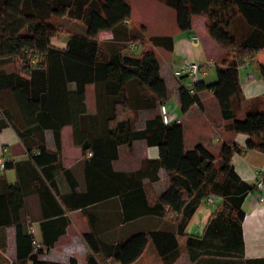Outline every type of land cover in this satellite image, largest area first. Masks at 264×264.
Here are the masks:
<instances>
[{
    "label": "trees",
    "instance_id": "trees-1",
    "mask_svg": "<svg viewBox=\"0 0 264 264\" xmlns=\"http://www.w3.org/2000/svg\"><path fill=\"white\" fill-rule=\"evenodd\" d=\"M163 1L175 10L180 31L190 28L192 16L205 15L210 36L226 50L224 62L216 66L215 82L204 85L199 80L192 85L193 93L184 84L179 87L181 110L197 102L195 90H211L222 117L231 120L230 129L248 136L244 147L264 153V111L252 121L239 119L235 118L230 104L231 96L240 98L238 66L252 60L264 47V0ZM130 15L127 0H0V65L8 59L13 61L14 67L11 72L0 70V93L11 92L23 121L16 126L0 103V131L11 127L27 155L22 160L3 159V169L15 172L14 183H8L0 174V229L10 225L15 228V259L11 264H64L45 260L42 253L43 248L51 247L64 231L65 218H60L62 225L53 236L45 232L51 224H41L40 248L35 250L34 236L21 221V207L24 197L37 191L39 183L49 179L53 169L62 166L60 129L66 123L72 124L73 141L84 156L88 150L91 152L85 160L88 191L80 203L99 199L97 191L101 185L89 181V168L96 170L94 178L98 176V179L102 172L111 173L107 193L119 194L126 204L131 198L124 220L167 213L181 232L203 199L218 198L217 210L208 225L215 227L225 216L227 228L232 231L231 243H242L244 212L241 203L256 186L240 179L231 164L232 155L242 152V148L235 142H224L216 159L202 144L184 149L182 126L177 121L164 123L160 114H156L145 122L144 128L134 125L132 112L135 111L129 103L131 98L126 95V84L137 83L150 91L149 95L139 94L145 97L148 106L165 99L168 91L155 70L152 54L146 50V41L127 26ZM52 17L77 21L84 29L68 31L52 22ZM101 30H110L112 38L107 42L99 40ZM64 35H67L64 47L52 43V38L61 39ZM148 42L166 50L173 46V38L168 35L152 36ZM127 44H132L131 50L138 47L139 55L125 53ZM258 68L264 76V63H259ZM88 84L94 86L96 109L93 113L88 112L86 106ZM46 129L52 130L54 150L46 147ZM136 139L158 147V158L148 162L154 165L155 171L164 167L169 176V187L154 203H148L141 190L144 200L139 207L136 202L140 198L139 189H133L135 184L130 181L145 172L140 169L131 174L117 173L111 167L117 146ZM156 177L155 173L150 179ZM67 179L71 186L75 184L69 173ZM116 182L122 184L115 185ZM125 188L132 191L129 193ZM226 240L229 242V238ZM84 241L92 257L100 253L117 264H130L144 249L147 235L138 232L106 244L92 234H85ZM174 256L163 255L164 263L170 264ZM2 262L0 254V264ZM68 264H77V261L70 258Z\"/></svg>",
    "mask_w": 264,
    "mask_h": 264
},
{
    "label": "crops",
    "instance_id": "crops-1",
    "mask_svg": "<svg viewBox=\"0 0 264 264\" xmlns=\"http://www.w3.org/2000/svg\"><path fill=\"white\" fill-rule=\"evenodd\" d=\"M77 22V21H70ZM128 25H133L130 18ZM79 31L84 27L77 22ZM140 27L144 24L139 23ZM208 21L205 15H194L191 26L186 30H178L172 34L173 46L163 51L162 60L157 63V73L163 78L168 94L162 101L157 100L153 106H148L145 97L139 94L151 92L137 83L126 84V95L131 98L129 103L136 112L135 126L144 128L145 122L160 114L159 106L163 104L168 115L167 123L177 121L182 126L184 149L193 148L196 144L205 146L217 159L221 145L224 142H235L242 152L234 153L231 164L238 177L250 185L264 176V153L245 148L247 135L230 129L231 120H225L221 115L220 106L211 90H195L197 102L191 104L185 111L181 110L179 87L188 86V77H176L173 71L182 60L188 59L201 66L200 80L204 85L217 80L216 66L224 62L226 50L214 40L208 32ZM135 27V26H134ZM107 34L101 38L100 32ZM99 40L103 42L112 38L110 30H101ZM109 34V36H108ZM67 35L61 39L52 38V43L64 47ZM101 38V39H100ZM160 48V47H158ZM228 60V57L226 58ZM264 63V47L255 54L252 60L238 66V83L241 89L240 98L230 97V104L235 118H248L252 121L255 116L264 111V76L258 68ZM0 66V70H1ZM3 70V69H2ZM8 70L7 72H11ZM132 93H135L132 96ZM132 96V97H131ZM0 103L11 115L16 126L22 125V119L9 90L0 93ZM87 111L93 113L96 109L94 86H86ZM133 113V112H132ZM46 147L56 149L52 130H44ZM87 155V154H86ZM159 155L156 145H148L144 139L133 140L130 144L122 143L117 146V156L111 162L114 172L131 174L143 170L145 174L134 177L133 189H139L140 198L136 201L138 207L143 203L141 190L148 203H154L157 197L169 187V176L164 167L154 170V165L148 160L157 159ZM27 157L25 149L11 127L0 131V160L10 158L14 161ZM81 149L73 141L71 123L64 124L60 129V161L61 167L53 169L49 179L39 183L37 191L26 195L22 202L21 221L37 241H41V224L49 222L51 226L45 232L48 236L61 227L60 218H65L64 231L58 234L51 247H44L42 258L48 261L68 264L70 258H75L77 264H117L104 255L94 254L84 241L85 234H92L103 243H115L138 232L147 235V242L141 254L130 264H165L163 255H175L170 264H264V191L255 186L242 200L241 209L244 212L241 222V245L232 244V231L227 228L225 216L217 221V225L209 226L208 222L217 210L219 200L208 202L203 199L189 218L185 228L180 232L177 222L169 215H141L130 220H124L127 204L119 194L110 191L111 173L102 172L101 178H94L92 168H89V181L100 188L97 191L99 199L92 202L83 201L88 191L85 173V160ZM145 164V165H144ZM66 170L75 181L70 185ZM156 173L157 177L150 179ZM8 183L16 181L13 169H0ZM93 178V179H92ZM95 179V180H94ZM92 184V183H91ZM122 183L116 182L115 185ZM106 185V186H105ZM106 187V189H105ZM129 193L132 188H125ZM131 202H129V205ZM135 206V207H137ZM136 209V208H135ZM229 238V242L226 240ZM0 254L2 264H11L15 259V228L13 225L0 229ZM7 257V259L5 257ZM91 257V263L88 258Z\"/></svg>",
    "mask_w": 264,
    "mask_h": 264
},
{
    "label": "rangeland",
    "instance_id": "rangeland-1",
    "mask_svg": "<svg viewBox=\"0 0 264 264\" xmlns=\"http://www.w3.org/2000/svg\"><path fill=\"white\" fill-rule=\"evenodd\" d=\"M127 2L129 3L131 8V20L133 22L132 27L131 26L130 27L133 29L134 33H136L137 35H139L141 39L143 38L146 41L147 43V45H145L146 50L147 52H150L152 54V57L154 58V62H160V60H162V58L165 56V52L163 51L166 50L160 46L152 45L151 43L148 42V38L152 36H159V35L162 36V35L172 34L175 31L176 29L175 10L172 7L167 6L163 0H127ZM50 20L55 24L60 25L61 28H66V30L68 31H79L77 22H70V20H65V19L62 20L54 17L50 18ZM139 23L144 25L140 27V25H138ZM99 36L103 38V37H107V34L101 31L99 33ZM131 45L132 44L125 45L127 46L125 47V49L127 50L124 49V52L127 54L138 56L140 49L136 46L137 47L136 49L131 50L132 47ZM156 65L157 63H155V70L157 72L158 67ZM0 66L4 71L14 69L13 61L8 59L4 61ZM132 114H133L132 118H134V125H135V123L137 122L136 121L137 116L135 112ZM5 258L7 259V257Z\"/></svg>",
    "mask_w": 264,
    "mask_h": 264
},
{
    "label": "built area",
    "instance_id": "built-area-1",
    "mask_svg": "<svg viewBox=\"0 0 264 264\" xmlns=\"http://www.w3.org/2000/svg\"><path fill=\"white\" fill-rule=\"evenodd\" d=\"M132 46V45H131ZM174 76L176 77H181V76H186L188 77V85H189V91L190 93H193V89H192V85L193 83L197 82L200 80L201 77V66L192 60H188V59H183L181 64L179 65V68H177L174 72H173ZM160 109V116L162 118V121L164 123H167L168 121V115L166 112V108L163 104H160L159 106ZM91 152L88 150L87 151V155H90ZM0 168H3V159L0 160ZM258 188H260L262 191H264V176L259 177L256 180V184H255ZM208 202H213L214 200L212 198H208L207 199ZM33 246L34 249H38L40 248V244L39 242L34 238L33 239Z\"/></svg>",
    "mask_w": 264,
    "mask_h": 264
}]
</instances>
